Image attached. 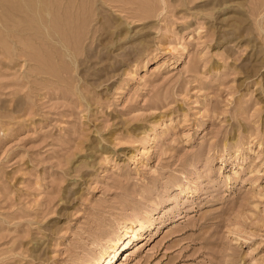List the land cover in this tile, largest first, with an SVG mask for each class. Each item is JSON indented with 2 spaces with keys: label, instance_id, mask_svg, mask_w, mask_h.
I'll return each instance as SVG.
<instances>
[{
  "label": "rangeland",
  "instance_id": "1",
  "mask_svg": "<svg viewBox=\"0 0 264 264\" xmlns=\"http://www.w3.org/2000/svg\"><path fill=\"white\" fill-rule=\"evenodd\" d=\"M114 247L264 264V0H0V264Z\"/></svg>",
  "mask_w": 264,
  "mask_h": 264
},
{
  "label": "bare ground",
  "instance_id": "2",
  "mask_svg": "<svg viewBox=\"0 0 264 264\" xmlns=\"http://www.w3.org/2000/svg\"><path fill=\"white\" fill-rule=\"evenodd\" d=\"M77 8H80V5H77ZM45 12L48 13L47 10H45ZM116 244H118V243H116ZM124 244H125V243H124ZM127 244H128V243H127ZM116 246H117V245H116ZM118 246H119V245H118ZM118 251H119V250H118ZM127 251H128V250L125 251L127 254H126L124 260H126V259L128 258V256L130 255V253L127 252ZM116 252H117V247H114V248H113V253L111 254V256H108V258H107L106 255H110L109 252H108V254H106V255H104V256H100V260H101L102 264H109V263L112 261V258H114ZM125 252H124V253H125ZM124 253H122V254H124ZM100 260H99V261H100ZM93 264H95V263H93Z\"/></svg>",
  "mask_w": 264,
  "mask_h": 264
}]
</instances>
